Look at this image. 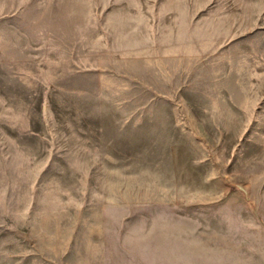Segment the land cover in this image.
Returning <instances> with one entry per match:
<instances>
[{"label": "rangeland", "instance_id": "1", "mask_svg": "<svg viewBox=\"0 0 264 264\" xmlns=\"http://www.w3.org/2000/svg\"><path fill=\"white\" fill-rule=\"evenodd\" d=\"M0 264H264V0H0Z\"/></svg>", "mask_w": 264, "mask_h": 264}]
</instances>
